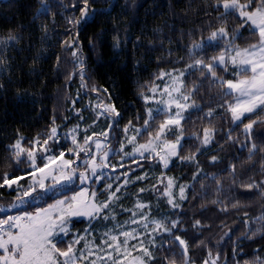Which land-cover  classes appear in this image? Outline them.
Here are the masks:
<instances>
[{
	"label": "trees",
	"instance_id": "16d2710c",
	"mask_svg": "<svg viewBox=\"0 0 264 264\" xmlns=\"http://www.w3.org/2000/svg\"><path fill=\"white\" fill-rule=\"evenodd\" d=\"M258 4L252 0V7ZM84 8V0H0V184L5 175L23 177L18 185L31 190L32 162L26 152L17 161L12 146L19 140L35 154L45 146L54 155L64 153L68 143L49 139L53 127L56 139L76 127L95 136L115 130L119 138L147 121L141 140L148 141L167 115L149 119L144 100L163 71L185 70L197 60L207 64L228 45L244 48L259 40L250 23L226 14L217 0H87L82 18ZM221 27L228 35L210 43ZM214 68L216 77L204 66L185 75V91L198 107L182 122L185 138L168 168L155 156L115 160L109 171L118 181L114 188L136 180L120 207L143 198L167 214V203L158 198L163 177L188 185L180 208L168 212L175 226L150 246L148 264H264V111L234 123L228 108L234 95L218 78L235 80L238 71ZM101 104H114L120 115H101ZM207 130L212 140L205 144ZM77 189L37 194L26 209L45 208ZM18 197L15 185L0 187L1 203ZM88 226L74 220L72 229Z\"/></svg>",
	"mask_w": 264,
	"mask_h": 264
},
{
	"label": "rangeland",
	"instance_id": "374dc122",
	"mask_svg": "<svg viewBox=\"0 0 264 264\" xmlns=\"http://www.w3.org/2000/svg\"><path fill=\"white\" fill-rule=\"evenodd\" d=\"M220 6L223 9L222 5ZM218 37L221 38L219 35ZM214 41H217V39ZM237 48L243 49L241 47L228 45L225 51L222 52L225 54V64L218 65L213 62V65L220 66L225 69L234 68L239 72V68L234 67L229 59L231 55L235 54V50ZM191 65H193V67L188 66L185 70L163 71L161 73L163 75H160L159 77V82L154 87H152L156 89L155 92L149 91V94L145 96L148 97L147 100L144 99L148 106L147 108L148 110H152L151 118L159 113L167 114L165 120L169 117L175 116V113L179 110L176 108L175 104H171L170 108L165 104V102L170 100L169 93H171V99L179 101V103L188 106L183 110H179L181 111L182 117L179 126H169L168 129H165L164 134L161 135L160 140L154 142L156 153H159V155L151 151H146L143 153V156H141L139 152H134V148L136 146L147 143V141L145 142L141 140V136L144 134V131L147 129L148 125L147 127H129L127 128V131L124 130L122 132L124 136L119 138L117 137L118 133L115 130H107L102 134L95 136L94 134H84L83 129H81L80 127H76L70 130V132H68L67 136L64 139H56V133L55 137L52 138V141L54 143L62 142L61 144L63 145L68 143L67 151L64 152L66 154L62 159L72 161L71 168L75 169V175L72 181H63L60 183H56L52 180L51 177H48L44 181V189H41L38 185L34 184V180H38L41 178V174L37 172L36 169L42 168L44 166V164L46 163L45 157L59 156L54 155L53 151H45L44 149L47 148V146L42 147L40 152H36L35 168L32 166V172L35 173V175H33L32 173L30 182L31 190H25L24 186L14 184L19 189L20 197H18L19 199L17 198V200L11 201L8 204L0 202V220L7 219L8 217L23 216L25 214H35L36 212H39L42 209H47L51 206L49 205L45 208H37L35 209V211L27 210L26 208L29 202H31L32 196H35L37 194H46L48 192L62 193L71 190V187L77 186L79 189H77L70 195L59 198L57 201L64 200L67 203L68 201H70L71 197L76 196L80 192L86 191V198L89 199L90 202H95L96 204L109 202L111 198L109 207L105 208L101 213L93 214V216L91 217L72 216L68 218L65 225V227L68 229L67 234L59 233V235L53 238V242L56 243V246L61 251H66L68 245L72 244L73 251L75 252L77 257L76 264H92L93 261H95L96 264H113L114 260H123V264H128V262L132 260L133 257H141L146 262V264H148L150 258L147 256H143L141 249L146 247L150 251V246L157 245V243L159 242H155L159 236L170 233V230L175 223V219H173L172 215H170L168 212H175L180 208L181 203L186 198L188 185L180 183L178 180L168 175L163 177L161 184H163L164 190L163 194L158 198H164L165 202L167 203V214L166 212L161 213L157 210V202L152 203L143 198L136 199L131 208L120 207L117 204L118 201L120 200L128 186H130L136 180H126L118 187L114 188L113 184L118 181L111 179L113 175H111L109 171L113 168L112 166L115 165V160H118V163H124L125 161L133 159L140 160L155 156L158 158L161 166L164 167L163 161L160 159V156L166 155V153L169 151L163 146L165 141L175 143L177 139H179V143L177 145V153H179V150L185 138L182 132V122L188 112L193 111L198 107L193 102L191 93H187L185 91V75L188 71L193 70L194 68L204 66L196 65L195 63ZM165 89H167L168 91L166 92ZM175 89H179V91H175ZM226 90L227 92H229L227 88ZM229 93H232L234 95V102L232 104H235L237 94L235 92ZM184 97H187V99H184ZM257 110H259V108ZM249 114L251 113H245V115L239 121L234 120L232 117L233 122L240 123ZM151 118L149 117V119ZM74 129L75 131H73ZM207 131L211 133L209 138L211 142L212 131ZM247 132H249L248 129ZM133 136L135 137V141L133 143H129V140ZM73 137H75L77 144L83 146L85 149H88V151H80L77 146L73 144ZM88 137H91V139L88 140L87 143H85V139ZM154 137L155 136L151 137L150 139H154ZM112 138H114V141H112ZM97 142L101 145L99 149L96 148ZM114 143H117V146H115ZM69 149H73V151L69 152ZM76 152H78L79 154L76 155ZM177 155L167 157L169 160L168 167L172 164ZM92 160H95L97 165H103L96 168L95 175L92 174ZM59 163H61V161L57 160L56 164ZM51 167H56V165H51ZM168 167L164 168L166 169ZM80 173H84L87 176V179L83 182L81 181ZM54 175H59L58 170L56 173H54ZM169 179H171L173 182V185L170 189L171 196L167 194L169 192ZM99 186L101 187L99 188ZM33 188H35V191L32 190ZM181 189H183V197L181 196ZM26 192H30L31 195H25ZM93 192L96 194L95 197H92L91 195ZM102 192H104V196L102 198L103 201L100 202L99 200L101 199L97 198L98 195L102 194ZM112 193H115L114 197L112 196ZM169 200H171V203H169ZM57 201L52 205H55ZM138 205H143V207H138ZM74 220H87L89 226L83 232L79 231L78 229H72ZM157 222L162 223L164 227L157 228ZM145 225H147V227H145ZM165 228L169 230L165 231ZM11 230L13 232L18 231V229L15 228ZM125 231L133 232V234L137 237L136 239H130L128 242V248L131 251L132 255L129 256L127 260L124 259L123 252H121L120 255H117L114 248L109 247V245L113 244L109 237L112 235L118 236L119 242L122 244L125 238L121 233ZM106 233L108 235H105ZM81 237L82 239H79ZM77 239H79V243H74V241H76ZM105 241H107V243H105ZM0 252H2V250H0ZM110 253L111 258H109ZM58 259L60 262H62L64 258L58 257Z\"/></svg>",
	"mask_w": 264,
	"mask_h": 264
},
{
	"label": "snow or ice",
	"instance_id": "6c2138e0",
	"mask_svg": "<svg viewBox=\"0 0 264 264\" xmlns=\"http://www.w3.org/2000/svg\"><path fill=\"white\" fill-rule=\"evenodd\" d=\"M84 3L85 8L81 13L82 18L86 17L88 12L87 0H84ZM217 5H222L226 14L235 12L238 13L240 17L245 18L244 22H250V26L258 32L259 36L257 44H251L243 49L237 48L235 50V54L229 57L231 64L234 67L239 68V72L234 74L238 78L235 80H223L222 78H218L221 85L225 86L229 92H235L237 94L236 103L229 104L228 108L232 113L233 119L239 121L245 113L255 112L258 108L261 109V111H264V0H259V4L255 7H252V0H247V3H241L240 0H217ZM250 8L251 10H249ZM76 23H79V21H76ZM218 35L220 37L227 36L228 33L226 28L221 27L217 31L212 32L208 38L209 42L211 43L216 40ZM195 47L199 48L202 47V45L197 44ZM211 60L218 65H224L225 54L221 53L219 56H213ZM212 62L205 64L203 60H197L195 61V64L204 65L208 72L213 77H216V71ZM189 67H193V65H189ZM155 90V88L150 89V91L153 92H155ZM104 91L106 92L107 89ZM165 91L167 92L168 90L165 89ZM175 91H179V89H175ZM169 97L170 100L165 102L167 107L170 108L173 103L179 110H183L188 107L187 105L179 103V101L171 99V93H169ZM144 99L147 100L148 97H144ZM184 99H187V97H184ZM99 107L103 108L101 115L104 113H108L110 116L120 115L114 104H101ZM179 110L175 113L174 117H169L159 125L154 139H149L147 143L136 146L134 148V152H139L141 156H143V153L146 151L156 153L154 142L160 140V137L164 134L165 129H168L169 126L172 125L179 126L182 118L181 111ZM151 112L152 110L149 109L148 115L150 118ZM255 123L256 121L253 120L252 123L245 125V128L250 130ZM145 127H147V121H145ZM56 131V128L53 127L49 139L55 137ZM73 131H75V129ZM125 131H127V129H125ZM210 135L211 133L209 131L205 132L203 143L207 144L210 142ZM90 139L91 137L86 138L85 143H87ZM134 141L135 137L133 136L129 140V143H133ZM72 142L80 151H88V149H85L83 146L77 144L75 137H73ZM35 143L39 144L40 142L37 140ZM43 143L44 145H47L48 141L45 140ZM178 143L179 139H177L175 143L167 141L164 142V148L169 150L166 155L160 156L164 167H168L169 164L167 157L176 156L178 154ZM12 147L16 149L14 155L17 161H19L20 156L26 152L28 159L32 162V166L35 168V151L23 148L19 140ZM100 147V143L97 142L96 148L99 149ZM44 150L49 151L50 149L45 148ZM72 151L73 149H69V152ZM78 154L79 153L76 152V155ZM156 154L159 155V153ZM64 155L65 153L61 152L59 156L45 157L46 163L44 166L36 169V171L41 174V178L34 180V184L38 185L41 189H44V181L48 177H51L56 183L72 181L75 175V169L71 168L72 161L62 159ZM183 159H192V157H184ZM57 160H60L61 163L56 164ZM54 164L56 167H51V165ZM101 166L103 165H97L95 160H92V174L95 175L96 168ZM57 170L59 175H54ZM33 175H35V173H33ZM80 178L83 182L87 179V176L84 173H80ZM20 179H23V177L9 179L8 176L5 175L3 178V184H0V187L7 185L11 188L14 184H18ZM138 179H143V177H138ZM172 185L173 182L169 179V192L167 193L169 196H171L170 189ZM248 187H252V185H248ZM32 190L35 191V188ZM141 191H144V189H141ZM25 195H31V193L26 192ZM91 195L92 197H95L96 194L93 192ZM112 196L114 197L115 193H112ZM181 196L183 197V189H181ZM86 197V191L80 192L76 196L71 197L70 201L67 203L64 200H60L57 201L55 205H51L47 209H42L35 214H25L23 216L8 217L7 219L0 220V250H2V252H0V264H76L77 257L73 251V245L69 244L66 251H61L56 246V243L53 242V238L59 235V233L67 234L68 229L65 225L68 218L72 216L91 217L93 214L101 213L105 208L109 207V202L111 200L110 198L109 202L96 204L95 202H90V200ZM169 203H171V200H169ZM138 207H143V205H138ZM145 227H147V225H145ZM156 227L161 228L164 227V225L157 222ZM13 228L18 229V231L13 232L11 230ZM168 230L169 229L165 228V231ZM121 234L125 238L123 243L121 244L119 242L118 236L112 235L109 238L113 244L109 245V247H113L117 255H120L121 252H123L124 259L127 260L128 257L132 255L128 248V242L130 239H136L137 237L133 234V232L125 231ZM105 235L108 234L106 233ZM79 239H82V237ZM79 239L74 241V243H79ZM176 239L179 240L182 245H185L186 250L187 245L185 244V241L180 240L179 237H176ZM105 243H107V241H105ZM141 251L143 256H147L149 258L152 257V253L148 250V248L144 247ZM58 257H63V261L60 262ZM109 258H111V253L109 254ZM92 264H96V262L93 261ZM113 264H123V260H114ZM128 264H146V262L141 257H133Z\"/></svg>",
	"mask_w": 264,
	"mask_h": 264
}]
</instances>
